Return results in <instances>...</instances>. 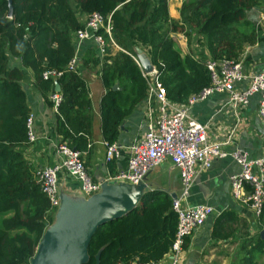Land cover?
Segmentation results:
<instances>
[{
    "label": "trees",
    "instance_id": "trees-1",
    "mask_svg": "<svg viewBox=\"0 0 264 264\" xmlns=\"http://www.w3.org/2000/svg\"><path fill=\"white\" fill-rule=\"evenodd\" d=\"M261 1L184 0L179 18L174 19L169 0H0V264H30L52 210L20 150L28 140L30 114L20 83L23 68L32 72L34 85L51 107L50 97L58 83V143L83 154L92 127L90 91L82 72L69 67L76 32L85 25L80 16L96 12L112 25L110 36L102 28L96 32L105 41L99 71L105 88L100 129L103 140L111 145L123 120L147 95V77L133 58L135 47L148 54L166 98L186 104L210 84L211 74L205 61L175 47L174 35L181 33L188 40L195 36L212 60L236 62L257 41L246 12ZM10 57L19 59L22 68L10 67ZM97 58L90 50L81 63L94 67ZM46 72L59 75L44 77ZM116 83L120 90H113ZM159 194L145 191L140 206L99 226L85 264L159 263L173 245L177 225L172 199ZM225 217L222 213L216 219L214 237H219L216 226ZM257 223L264 230V202ZM242 235V264H257L264 256V240L260 234ZM188 241L184 239L182 250Z\"/></svg>",
    "mask_w": 264,
    "mask_h": 264
},
{
    "label": "crops",
    "instance_id": "crops-1",
    "mask_svg": "<svg viewBox=\"0 0 264 264\" xmlns=\"http://www.w3.org/2000/svg\"><path fill=\"white\" fill-rule=\"evenodd\" d=\"M182 1L184 0H169V13L172 18H179L178 8ZM246 17L255 26L257 41L253 46L246 47L237 61L242 64L244 75L258 71L264 63V0L259 6L248 10ZM80 18L82 22L87 19L85 16ZM174 37L175 47L183 54H192L203 61L210 59L207 50L196 43L195 36L188 40L181 33H177ZM74 42L76 68L85 76L91 98V134L82 159L89 176L103 185L96 195L85 197L80 191L79 180L71 177L66 171L59 172L57 181L59 205L48 213L44 235H53L60 228L72 225V222L81 215L86 216V220H93L123 214L127 210L129 212L141 205L142 195L148 190H156L157 193H161L159 195L168 196L172 200L181 191L178 170L168 160L157 164L149 171L142 181L144 187L120 184L114 179L128 166L129 146L143 137L148 124H152L159 115L157 104L148 100L146 95L123 120L115 143L121 149L118 155L113 157L112 163H109L108 144L103 140L100 129V101L105 93L99 76L102 53L94 37L78 41L75 36ZM90 50L98 57L96 65L84 67L81 63L82 56H86ZM9 65L22 68L21 61L13 57L9 58ZM23 71L24 76L20 83L26 95L30 114L33 115L34 139L33 141L28 139L20 150L35 173L38 169L53 166L58 162L55 147L59 144L60 138L56 132L55 109L47 104L44 96L37 90L32 72L25 68ZM247 86V81H244L237 84L236 88L244 89ZM258 104L257 94H253L246 105H233L227 93L216 92L191 105L189 114L196 122L206 125V139L209 142L223 144L222 147L228 152L240 151L251 159H258L264 151V125L257 115ZM227 139L229 142L224 144ZM239 169L235 160L227 156L214 159L208 169L197 175L186 205L205 204L211 206L213 212L197 231L187 237L189 241L179 255V264H242L245 259L242 234L247 232L253 236L260 234L263 229H259L258 217L249 206L231 195L229 177ZM222 213H226V217L218 222L216 230L219 237H214L213 227ZM171 256L170 248L169 253L159 263L168 262ZM257 261V264H264V256L259 257ZM132 264L137 263L134 261Z\"/></svg>",
    "mask_w": 264,
    "mask_h": 264
},
{
    "label": "built area",
    "instance_id": "built-area-1",
    "mask_svg": "<svg viewBox=\"0 0 264 264\" xmlns=\"http://www.w3.org/2000/svg\"><path fill=\"white\" fill-rule=\"evenodd\" d=\"M101 28L111 35L112 25L109 18L105 21L103 16L94 12L87 17L84 28L78 30L75 36L78 41L94 37L103 53L105 41L96 33ZM133 58L140 67L136 57ZM205 63L211 74L210 85L197 95L191 96L187 103L182 105L174 104L166 98L164 87L156 80V71L150 74L142 71L147 77V98L156 102L159 115L152 124H148L143 137L129 146L128 166L114 179L119 183L138 185L154 166L168 160L178 170L181 185L180 194L172 200V208L177 215L175 240L171 247L172 256L166 263L149 264H179L184 239L197 231L212 214L211 206L205 204L189 206L186 205V201L197 175L208 169L214 159L231 156L239 165V171L229 177L230 192L234 199L248 205L256 217H259L264 202V151L258 159H251L240 151L228 152L222 147L223 144L209 142L206 139V125L196 122L189 114L191 105L216 92L227 93L233 105H246L248 99L257 94L259 96L257 115L264 125V63L258 71L248 75L243 74L241 62L209 59ZM69 67L76 68L75 55ZM57 75L59 74L55 72L44 73V77ZM244 81L248 83L246 88H236L237 84ZM50 99L53 108L56 109L60 100L59 95L54 93ZM32 122L33 115L29 114L28 139L31 141L34 139ZM228 142L227 139L224 144ZM120 149L115 143L108 145L107 160L117 156ZM55 152L58 162L34 173L36 182L48 197L52 208L59 205L57 190L59 172L66 171L71 177L79 180L80 191L85 197L99 191L101 183L89 176L81 152L72 150L66 144H57Z\"/></svg>",
    "mask_w": 264,
    "mask_h": 264
},
{
    "label": "water",
    "instance_id": "water-1",
    "mask_svg": "<svg viewBox=\"0 0 264 264\" xmlns=\"http://www.w3.org/2000/svg\"><path fill=\"white\" fill-rule=\"evenodd\" d=\"M8 6V15L11 16L12 7L10 2ZM135 57L143 73L150 74L155 71L148 54L140 47H135ZM113 90H120L118 83L113 86ZM59 91L60 87L58 83H55L54 92L59 93ZM120 184L131 185L123 182H120ZM102 185L103 183H101ZM132 186L144 187L142 182ZM127 212L128 210L123 214ZM123 214L93 220H86V216L81 215L72 222V225L60 228L55 234L43 235L34 256L30 260V264H85L88 260L90 240L97 228L109 220L121 217ZM260 236L264 239V230L260 232Z\"/></svg>",
    "mask_w": 264,
    "mask_h": 264
},
{
    "label": "rangeland",
    "instance_id": "rangeland-1",
    "mask_svg": "<svg viewBox=\"0 0 264 264\" xmlns=\"http://www.w3.org/2000/svg\"><path fill=\"white\" fill-rule=\"evenodd\" d=\"M258 260V259H257ZM257 260H256V262H257ZM262 261H263V258H262Z\"/></svg>",
    "mask_w": 264,
    "mask_h": 264
}]
</instances>
